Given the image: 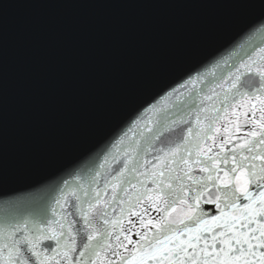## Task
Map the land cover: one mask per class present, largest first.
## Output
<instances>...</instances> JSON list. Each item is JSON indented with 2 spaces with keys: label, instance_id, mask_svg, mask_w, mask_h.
I'll use <instances>...</instances> for the list:
<instances>
[{
  "label": "snow or ice",
  "instance_id": "1",
  "mask_svg": "<svg viewBox=\"0 0 264 264\" xmlns=\"http://www.w3.org/2000/svg\"><path fill=\"white\" fill-rule=\"evenodd\" d=\"M33 199L0 264H264V25Z\"/></svg>",
  "mask_w": 264,
  "mask_h": 264
},
{
  "label": "water",
  "instance_id": "2",
  "mask_svg": "<svg viewBox=\"0 0 264 264\" xmlns=\"http://www.w3.org/2000/svg\"><path fill=\"white\" fill-rule=\"evenodd\" d=\"M262 25L264 0H0V223Z\"/></svg>",
  "mask_w": 264,
  "mask_h": 264
}]
</instances>
